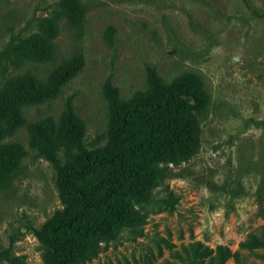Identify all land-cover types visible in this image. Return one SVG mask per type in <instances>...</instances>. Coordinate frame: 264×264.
<instances>
[{"label": "rangeland", "instance_id": "obj_1", "mask_svg": "<svg viewBox=\"0 0 264 264\" xmlns=\"http://www.w3.org/2000/svg\"><path fill=\"white\" fill-rule=\"evenodd\" d=\"M80 52L85 67L58 98L25 107L27 124L0 133V146L14 149L0 155V264L8 255L59 264L67 238L78 248L67 264H186L179 256L195 243L238 253L226 264H264V248L242 247L264 228V0H0V99L12 77L46 79ZM149 66L169 105L131 114L122 158L111 146L106 82L129 102L149 90ZM69 98L80 140L37 133L49 117L61 122ZM173 127L171 148L165 139L130 148ZM45 152L99 190L96 208L56 232L54 247L35 229L78 211ZM107 158L114 165L99 163Z\"/></svg>", "mask_w": 264, "mask_h": 264}, {"label": "trees", "instance_id": "obj_2", "mask_svg": "<svg viewBox=\"0 0 264 264\" xmlns=\"http://www.w3.org/2000/svg\"><path fill=\"white\" fill-rule=\"evenodd\" d=\"M53 44L48 41L45 45V56L43 59L51 60L54 58ZM85 67V57L82 52L76 54L74 57L64 60L59 65L52 69L46 79L40 78L31 72L23 75H17L8 80L4 96L0 99V133L13 134L19 128L27 124L24 116V108L39 105L49 102L58 98L62 93V89L67 83L79 74ZM150 88L145 94H137L136 98L129 102L122 101L119 91L114 87L112 79L109 78L106 82L105 93L111 95L109 99L112 120L116 124L113 126L111 134V146L117 151L119 157L124 158L125 152L120 151L118 141L125 136L129 131L131 114L142 109L161 108L167 109L169 104H162V97L166 93L164 82L159 77L156 69L149 66L147 68ZM178 85L175 86L178 87ZM171 94L172 91H169ZM194 97L197 93L192 92ZM166 104V105H165ZM260 125L264 126V123ZM34 129L37 133H51L53 135L67 134L71 135L74 139L80 140L84 133V123L77 116L73 100L69 98L65 104V110L59 124L56 123L53 117L36 124ZM179 127L169 128L163 135L156 136L155 131L152 129L150 136L144 138L141 142L132 141L130 144L131 149L143 152L147 147L157 146L156 140L165 139L167 148H171V141L173 137H167L169 134L176 135ZM14 149L10 146H0V155L6 156L7 153L13 152ZM46 157L53 164L56 173V184L64 199L70 200L76 204L77 217H74L68 222L57 221L58 217L53 218L47 222L42 231L36 230V235L48 246L54 247L57 243L56 232L64 227H70L78 219L86 213L96 208L98 201V186L93 181H88L87 176L80 171H74L63 165L62 161L55 155L45 152ZM117 154H113L116 157ZM107 161H100L101 165H114L116 160L114 158H107ZM67 247L64 256L61 258L59 264H67L72 256L77 252L76 244L67 238ZM242 247L253 250L264 248V228L260 236H251L249 240L242 244ZM180 259L186 264H226L231 258L238 259V253H233L226 246H217L215 249L203 247L201 243H195L184 248V254H180ZM7 261L10 264H17V259L11 255L7 256Z\"/></svg>", "mask_w": 264, "mask_h": 264}]
</instances>
